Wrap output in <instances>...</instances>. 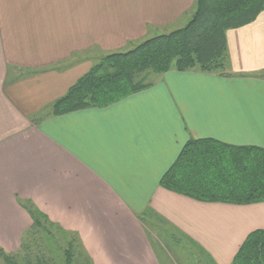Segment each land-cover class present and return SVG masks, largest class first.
Returning <instances> with one entry per match:
<instances>
[{"label":"crops","instance_id":"obj_1","mask_svg":"<svg viewBox=\"0 0 264 264\" xmlns=\"http://www.w3.org/2000/svg\"><path fill=\"white\" fill-rule=\"evenodd\" d=\"M194 3L0 0L1 251L20 250L29 203L76 233L92 264H163L156 236L232 264L264 230V203H204L160 186L190 140L264 149V12L226 32L229 76L172 70L108 107L50 115L103 57L178 30Z\"/></svg>","mask_w":264,"mask_h":264},{"label":"trees","instance_id":"obj_2","mask_svg":"<svg viewBox=\"0 0 264 264\" xmlns=\"http://www.w3.org/2000/svg\"><path fill=\"white\" fill-rule=\"evenodd\" d=\"M262 12L264 0H195L193 16L185 27L148 39L128 52L106 55L53 102L50 115L108 107L148 88L150 74L173 70L229 76L226 32L253 23ZM160 186L204 203H264V149L213 139L190 140L161 178ZM23 207L32 229L53 239L51 222L32 204ZM72 253L69 245L64 251L65 264L75 263ZM0 258L5 263L11 260L1 250ZM232 264H264V230L246 237Z\"/></svg>","mask_w":264,"mask_h":264},{"label":"rangeland","instance_id":"obj_3","mask_svg":"<svg viewBox=\"0 0 264 264\" xmlns=\"http://www.w3.org/2000/svg\"><path fill=\"white\" fill-rule=\"evenodd\" d=\"M188 23H182L181 29ZM229 64V62H228ZM228 71V70H227ZM156 74H150L146 80L147 83L155 79ZM50 232L52 238H44L43 232L31 229L22 236V246L16 252H7V256L11 258L9 263H5L0 258V264H65L64 251L69 245L73 248L74 264H92L84 251L79 236L76 233H70L60 228L56 224L51 223ZM47 228L48 225L43 223ZM151 233H155L150 227ZM155 235V234H154ZM156 236V235H155ZM177 237V236H176ZM161 245L165 247L163 253L155 243V251L163 264H169L167 257L173 264H214L199 254L195 246L182 239L180 244L172 245V242L166 241L164 238L156 236ZM179 238V237H177ZM166 254V255H165Z\"/></svg>","mask_w":264,"mask_h":264}]
</instances>
